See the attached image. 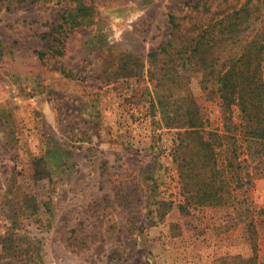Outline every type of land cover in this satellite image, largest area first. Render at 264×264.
Returning <instances> with one entry per match:
<instances>
[{
	"label": "rangeland",
	"instance_id": "obj_1",
	"mask_svg": "<svg viewBox=\"0 0 264 264\" xmlns=\"http://www.w3.org/2000/svg\"><path fill=\"white\" fill-rule=\"evenodd\" d=\"M192 1L88 0L94 21L66 30L65 53L54 55L49 33L69 0H0V264H191L207 229L230 228L242 243L205 264H264V156L238 137L229 210L218 213L226 223L214 228L180 175L189 108L206 130L227 132L226 118L240 122L237 105L223 104L211 71L193 68L163 109L148 76L169 12L183 15ZM247 1L213 0L222 13L210 23ZM248 8L252 27L264 23V0ZM55 146L62 162L38 179L46 162L37 161Z\"/></svg>",
	"mask_w": 264,
	"mask_h": 264
},
{
	"label": "trees",
	"instance_id": "obj_2",
	"mask_svg": "<svg viewBox=\"0 0 264 264\" xmlns=\"http://www.w3.org/2000/svg\"><path fill=\"white\" fill-rule=\"evenodd\" d=\"M250 1L221 18L218 16L214 23L210 22L222 12L220 6L216 11L211 10L213 0L192 1L183 15L171 10L168 42L148 54V76L156 81L154 86L160 92L159 104L163 109L169 105L172 96L174 99L172 90L184 86V72L193 68L211 71L223 104L238 107L240 122L233 124L232 118H226L231 121L227 132L206 130L200 111L193 112L190 108L179 126L182 129L178 132L180 141L177 145L180 175L186 186L194 188L187 191L188 200L198 205H221L230 199L231 183L227 174L239 157L238 137L264 156V23L259 17L255 18L259 21L257 26L248 23ZM69 2L71 6L63 10L59 23L49 33L53 37L51 49L54 55L65 53L66 30L94 21L95 10L88 0ZM255 10L260 11V7ZM249 30L251 34H245ZM1 43L0 38V46ZM37 54L40 59L46 56L45 51H37ZM165 117L170 119L169 115ZM192 144L197 151L187 155ZM61 151L60 146L50 148L37 161L38 167L40 162H46L37 172L38 179L44 175L49 162L52 165L62 162Z\"/></svg>",
	"mask_w": 264,
	"mask_h": 264
},
{
	"label": "crops",
	"instance_id": "obj_3",
	"mask_svg": "<svg viewBox=\"0 0 264 264\" xmlns=\"http://www.w3.org/2000/svg\"><path fill=\"white\" fill-rule=\"evenodd\" d=\"M203 208L204 212H208L209 215H207V218L204 219V225L207 223L209 226H212L214 228V225L222 221L224 224L226 223V217L221 216L218 213L221 211L229 210L228 207H222L221 205H204L201 206ZM229 218V217H227ZM228 222V220H227ZM228 229L229 227H225ZM234 228H230L228 233H220L218 237H212V229H207L208 233H205V235H202L198 242L201 243V245L195 247L194 245H197L198 243H193L192 249L198 250L199 253H201L200 256L195 258L194 260H190L189 263L191 264H205V263H211L212 260H214L217 257H220L221 255L230 254L233 251L237 250V246L241 244L242 237H239L238 232L233 231ZM239 230V229H236ZM206 237V239H205ZM195 239V238H194ZM205 239V240H204ZM202 240V241H201ZM214 243L217 244L214 245ZM216 252H219V255L217 254L216 257L213 256ZM213 256V257H212Z\"/></svg>",
	"mask_w": 264,
	"mask_h": 264
}]
</instances>
